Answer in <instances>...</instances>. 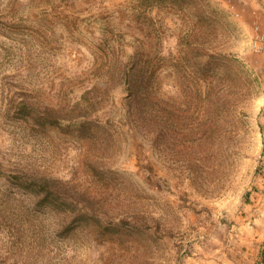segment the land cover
<instances>
[{"label": "rangeland", "instance_id": "rangeland-1", "mask_svg": "<svg viewBox=\"0 0 264 264\" xmlns=\"http://www.w3.org/2000/svg\"><path fill=\"white\" fill-rule=\"evenodd\" d=\"M0 17V161L66 195L0 182V264H261L264 0H0ZM135 54L144 114L115 73Z\"/></svg>", "mask_w": 264, "mask_h": 264}, {"label": "trees", "instance_id": "trees-1", "mask_svg": "<svg viewBox=\"0 0 264 264\" xmlns=\"http://www.w3.org/2000/svg\"><path fill=\"white\" fill-rule=\"evenodd\" d=\"M2 17V16H1ZM0 17V18H1ZM2 19V18H1ZM0 22L4 25L5 19ZM137 56L132 55L130 58L129 64H122L116 71L121 69V74H123L126 78L127 76L130 78L128 83V105L129 106H137L138 104L143 106L141 107L143 110V114L146 113L148 106L151 103L152 98V89H151V75L148 72H145L143 68L140 67ZM118 63V62H117ZM91 91H87L83 94V98L89 96ZM15 104V115H10L15 117L18 115V118L25 119L33 128H38L39 126H53L57 125L59 121V116L57 114H52V110L54 108H41L37 105H31L25 101H17ZM78 105V104H77ZM135 112V111H134ZM132 111V113H134ZM84 115V114H81ZM78 116V115H77ZM137 116V115H136ZM146 117V116H145ZM0 182L10 184L17 189L23 190L27 194L32 196H45V198L53 200L58 199L62 195L58 189V186L54 179H51L47 176H40L36 174H30L25 171L15 170V169H7L3 166L0 161ZM260 263L264 264V243L261 245L260 251Z\"/></svg>", "mask_w": 264, "mask_h": 264}]
</instances>
